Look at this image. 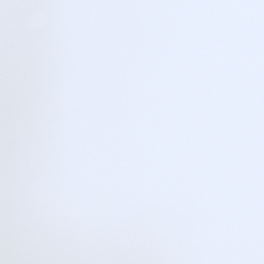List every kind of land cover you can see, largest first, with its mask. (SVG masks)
I'll return each instance as SVG.
<instances>
[{"label": "snow or ice", "instance_id": "snow-or-ice-1", "mask_svg": "<svg viewBox=\"0 0 264 264\" xmlns=\"http://www.w3.org/2000/svg\"><path fill=\"white\" fill-rule=\"evenodd\" d=\"M0 264H264V0H0Z\"/></svg>", "mask_w": 264, "mask_h": 264}]
</instances>
